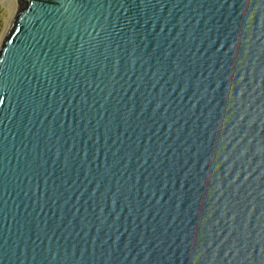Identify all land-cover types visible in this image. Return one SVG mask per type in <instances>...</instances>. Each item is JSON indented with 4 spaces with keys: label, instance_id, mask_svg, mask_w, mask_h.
I'll list each match as a JSON object with an SVG mask.
<instances>
[{
    "label": "water",
    "instance_id": "obj_1",
    "mask_svg": "<svg viewBox=\"0 0 264 264\" xmlns=\"http://www.w3.org/2000/svg\"><path fill=\"white\" fill-rule=\"evenodd\" d=\"M0 264H264V0H16Z\"/></svg>",
    "mask_w": 264,
    "mask_h": 264
},
{
    "label": "bare ground",
    "instance_id": "obj_2",
    "mask_svg": "<svg viewBox=\"0 0 264 264\" xmlns=\"http://www.w3.org/2000/svg\"><path fill=\"white\" fill-rule=\"evenodd\" d=\"M15 2H16V0H2V9L4 8V10L6 11V14H7V16L3 17L4 18V22H5V30H4V33H3V36H2V42H3L4 38H5V35L7 33V30H8V27H9V25L11 23L12 13H13V8H14V5H15Z\"/></svg>",
    "mask_w": 264,
    "mask_h": 264
},
{
    "label": "rangeland",
    "instance_id": "obj_3",
    "mask_svg": "<svg viewBox=\"0 0 264 264\" xmlns=\"http://www.w3.org/2000/svg\"><path fill=\"white\" fill-rule=\"evenodd\" d=\"M5 16H7L6 11L4 10V8L2 9V7H1V9H0V45L2 44L1 43L2 42V36H3L4 30H5V22H4V18H3Z\"/></svg>",
    "mask_w": 264,
    "mask_h": 264
}]
</instances>
